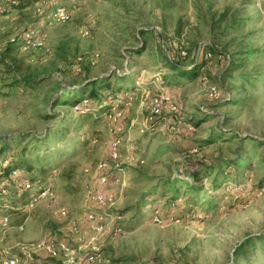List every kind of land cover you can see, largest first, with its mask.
Returning a JSON list of instances; mask_svg holds the SVG:
<instances>
[{"label":"rangeland","instance_id":"374dc122","mask_svg":"<svg viewBox=\"0 0 264 264\" xmlns=\"http://www.w3.org/2000/svg\"><path fill=\"white\" fill-rule=\"evenodd\" d=\"M56 2L68 8L69 20L38 16L35 6L21 14L0 6V170L8 161L36 164L38 156L40 165L52 163L43 175L35 171L50 190L33 209L12 214L8 205L0 207L9 215L0 223V251L21 255L38 241L56 238L69 243V256L76 261L98 254L95 264H264V185L258 183L264 166L239 170L236 182L220 186L213 182L216 169L203 173L198 196L209 194L210 200L188 213L167 199L145 197L179 170L205 168L218 156L233 159L237 134L264 139V0ZM222 14L226 17L220 21ZM235 14V26L222 34ZM25 27L45 36L50 51H24L12 44L14 36L23 37ZM202 43L229 54L239 47L256 49L243 69L252 72L253 80L245 83L237 72L230 78L224 74L223 53L196 77H181ZM169 58L182 66L173 69ZM114 71L125 77L116 81L124 85L120 94L133 92L124 119L94 123L96 112L78 129L76 121L59 124L64 117H78L69 105L53 107L64 88L72 90L88 78L112 77ZM24 77L36 79L35 86L13 85ZM162 93L177 103L179 112L165 109L161 118L150 120L154 100ZM51 111L53 116L44 118ZM58 124L69 130L60 137L49 135ZM221 133L225 136L219 137ZM128 134L137 160L114 173L113 180H119L108 193L115 204L105 218L106 231L97 234L85 215L99 208L87 198L85 186L95 183L97 164L108 157L111 139ZM45 135V141L37 140ZM139 158L146 163L141 165ZM60 206L67 207L68 217L54 214ZM156 208L161 210L157 220L152 216ZM114 213L124 215L119 234ZM137 215L141 217L135 220ZM72 221L81 232L70 231ZM66 259L62 255L59 261Z\"/></svg>","mask_w":264,"mask_h":264},{"label":"trees","instance_id":"16d2710c","mask_svg":"<svg viewBox=\"0 0 264 264\" xmlns=\"http://www.w3.org/2000/svg\"><path fill=\"white\" fill-rule=\"evenodd\" d=\"M1 4H4L6 7V12L12 11L20 14L35 6V11L38 16L43 17L46 14H49V17L51 18L52 11L61 3H57L56 0H15V3H11V0H0V6ZM37 8H39V11ZM236 16L237 14L234 15L232 20L233 22L230 25L228 24V26H226L225 29L221 31L222 34L226 35L228 30L235 26V22L237 21ZM225 17L226 14H222L220 21L225 20ZM30 28L31 27H25L24 31ZM147 33L148 32H146V34ZM11 43L14 45L17 44L12 41ZM218 48V45L209 43H202L195 46L194 52L192 54L191 67H189V69L186 67L187 69H185V71H181V77H196V75H198L212 62L215 56L223 53L225 54L224 57L227 60V67L224 74L230 78L235 72H237L239 79H242L245 83H249L253 80L252 72L243 71V69L247 66V64L250 63L248 58L256 53V49L239 47L229 54L220 51ZM0 60H4L2 55L0 56ZM168 61L171 63V67L175 70L182 66L179 61H176L172 58H169ZM110 76L111 74L96 79L88 78L84 80L79 85V87H76L72 90L64 88L54 98L53 107L69 105L76 112V114H78V117L77 119L71 118L69 120L65 119L64 117L59 122V124H65L69 121H76L75 128L78 129L81 127L82 123L85 122V120H89L93 114H96V112L98 118L93 120L94 123L98 122V119L105 122H110L109 115L115 108L125 109L128 106L127 103L130 100L133 92L125 91L123 94H120L122 93L124 85L117 83L116 81H123L125 77L119 75L115 71L112 72V77ZM36 81V79L24 77L23 79L21 78L17 80L15 83H13V85H17L21 82L25 86H35ZM75 95H77V97H75ZM43 116L44 118H51L53 116L52 111L45 113ZM124 118L125 117L122 116L120 120ZM59 124L55 129L50 130L49 135L55 133L56 136L58 135V137H60L69 130V127H66L67 125L61 129V125ZM89 133L94 135V131H91L90 129ZM49 135H45L42 138H38L37 140L40 142L43 140L45 141ZM223 136H225L224 133L219 135V137ZM235 136L238 138V146L233 151L235 155L233 159L218 156L212 161V163H207L205 168L200 169L197 167L196 169L192 168L187 170H179L178 174H176L174 177L172 176L163 179L156 185L155 188H153L152 191L146 193L145 197L153 198L156 202L167 199L174 205V207L183 208V212L188 213L192 209H195V206H197L198 203L202 202L203 200H210L209 194L201 198L198 196L197 191L200 190V188L204 189L203 185L205 177L201 176L203 173L211 170L215 171L216 169L217 171L215 172L217 173V176L214 178L213 182L214 185L220 186V184L226 181L236 182L237 177L234 176V174L239 172V170H252L255 164L264 166V150L260 153L258 152V148L264 147V139L255 136L245 137L238 134ZM247 144L250 145L251 148H247ZM26 150L27 146L23 147L22 153L25 154ZM255 159L258 160L257 163L255 162ZM41 160L42 157L38 156L36 159V164L21 159L19 161L20 163L13 165L8 161V163L4 165L3 170H0V185L3 181H6L4 188L7 190V192L3 194L2 189L0 188V207H3L4 204L8 205L12 210V214L26 212L23 208V204L33 191L26 189V187L22 184V181H27L31 184V186H40L42 184V179L37 176L35 171L38 169L40 174L43 175L46 173L47 168L52 163L46 162L40 165ZM17 169L21 171V174L14 177L12 172ZM258 183L259 186L262 187L264 185V178L259 180ZM140 217L141 215H139V217L137 215L135 220H138V218L140 219ZM149 264L167 263L157 260Z\"/></svg>","mask_w":264,"mask_h":264},{"label":"built area","instance_id":"2783aa9c","mask_svg":"<svg viewBox=\"0 0 264 264\" xmlns=\"http://www.w3.org/2000/svg\"><path fill=\"white\" fill-rule=\"evenodd\" d=\"M11 3H15V0H11ZM39 11V8H37ZM71 17L68 8L60 4L51 13V19L56 22H65ZM88 32H86L87 34ZM12 42L19 44V47L26 50H40L44 49L50 51L47 47L46 38L43 35H37L33 28L26 30L23 33V37L14 36ZM21 45V46H20ZM215 91V90H214ZM216 97H219L217 91L214 93ZM2 101L0 100V107ZM129 105V103H127ZM167 109L169 113H178L179 107L177 103L173 102L171 98L162 93L154 100V106L152 107V116L150 120L159 119L164 115V111ZM124 109L115 108L109 115L110 121H117V119L123 116ZM146 127H142L141 131L146 132ZM97 141V140H94ZM135 151V145L132 141L114 137L109 142V153L108 157L97 164V177L95 183H87L85 186V192L87 198L94 203L99 210H89L85 217L88 223L91 224L97 234L104 233L106 231L105 218H107L108 212L111 207L115 204V198L113 193H108L109 188L114 184L119 177L114 178V173H118L123 168V164L127 157ZM138 162L143 165L146 163L144 158H139ZM88 172V168L84 169ZM21 171L19 169L14 170L12 175L14 177L19 176ZM6 181H3L0 185L2 193L5 194L7 190L4 188ZM22 184L26 189H30L32 194L26 199L23 204V208L26 212H29L35 207V202L48 194L50 188L49 185L42 184L40 186H31L27 181H22ZM35 192V193H34ZM37 192V193H36ZM6 205V204H4ZM68 209L65 206L58 207L54 214L58 217H68ZM152 216L157 220L161 216V210L156 208L152 213ZM115 222L118 225L115 228V233H122L123 227L121 221L123 220V214H112ZM172 220L180 221L179 218L172 216ZM9 220V215L0 211V223ZM70 231L72 233L81 232V227L78 222L72 221L70 224ZM71 251L69 243L64 239L50 238L36 242L32 244L30 248L24 249L23 254H7L0 251V264H95L98 259V254L89 253L85 257L78 261L69 256ZM62 255H66L65 261H59Z\"/></svg>","mask_w":264,"mask_h":264},{"label":"crops","instance_id":"0c3cea01","mask_svg":"<svg viewBox=\"0 0 264 264\" xmlns=\"http://www.w3.org/2000/svg\"><path fill=\"white\" fill-rule=\"evenodd\" d=\"M130 136H131V134H128V136H125L123 139L130 140V138H131ZM135 151H136V149H135ZM135 151L132 154H130L127 157V159L125 160V162L128 164L127 166L132 165L134 162H136V160H137V158L135 157L136 155L133 156L135 154Z\"/></svg>","mask_w":264,"mask_h":264}]
</instances>
